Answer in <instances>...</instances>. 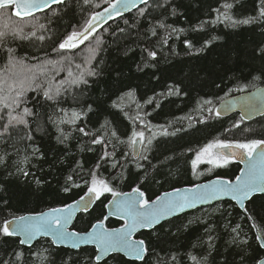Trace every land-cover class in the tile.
Segmentation results:
<instances>
[{
	"label": "snow or ice",
	"instance_id": "1",
	"mask_svg": "<svg viewBox=\"0 0 264 264\" xmlns=\"http://www.w3.org/2000/svg\"><path fill=\"white\" fill-rule=\"evenodd\" d=\"M54 5L67 8L68 0H0V16L6 17L11 13L19 18V22L0 27V169L3 170L0 175L5 177L0 182V191L7 190L8 178L16 181L32 178L37 186L43 183L31 168L33 161L45 160V138L51 140L54 137L66 149L71 141L76 140L83 145L81 151L86 147L87 151L93 152L95 148L92 146H99L100 152L90 168H85V162L73 158L75 167L67 176L62 191L69 193L82 186L86 191L72 203L49 207L46 211L17 214L18 210L12 207L10 199L0 196V239L11 249L6 252L7 259L0 258V264H69V261L71 264H109L110 260L118 257L126 264L128 261L131 264H149V261L152 264H210L209 257L215 260L214 252L220 255L214 233L221 224L225 231L234 234L229 246L238 257V264H264V228L254 236L257 247L253 248L241 225L232 226L230 219L231 209L238 207L247 220H253L257 200L264 202V135L245 139L225 136L208 141L195 150L191 159L193 175L203 174L197 173L202 163L221 168L236 160L244 164L239 174L231 177L218 175L207 183L184 189L173 188L152 198L142 187L143 180L128 192L118 191L113 180L128 179L125 176L128 165L146 174L145 162L148 167H155L149 157L153 142L158 137L177 136L185 131L182 126L169 131L172 124L153 125L148 119L151 113L144 110V105L160 108L161 105L155 103L157 97L187 95L181 84H167L166 91L155 93L143 105L133 99L135 93L131 89L117 95L116 99H112L115 93L109 95L111 108L117 109L128 121V127L123 131L108 119L101 122L98 118L91 124L89 116L92 113L99 117L107 111L103 107L104 101L100 97L92 100L90 93L104 76L102 61L98 57L109 43L117 49L123 48L125 55L129 52L135 54L139 49L140 61L136 68L143 72L145 68L158 67V54L165 46L173 52L169 44L173 39L179 40L190 56H199L220 47L217 42L230 35L229 32L214 34L221 25L233 31L243 26L261 27L262 38L253 40L251 48L246 50L248 63L245 67L250 70L247 75L237 77L247 82L236 87L239 92H247L250 86L257 90L242 100L224 103L221 108H217L211 98L203 99L200 108L207 112V116L197 123L221 119L225 113L239 106V119L231 124V128L224 129V133H230L233 129H240L241 124L254 114L264 115V88L258 87V83H264V0H252L251 12L247 15L238 14L239 7H243L241 0H215V6H209L207 18L189 29L176 28L166 22L169 11L172 15L177 14L173 0H83L82 10L88 7L102 10L88 12L86 17H82V23L56 39H53L51 26L53 18L60 15V9ZM37 13L44 14L45 22H41ZM27 18H31L30 23ZM117 18L122 19L123 27H102L101 21L107 24ZM25 28L29 31L26 32ZM98 28L102 30L98 31ZM46 41L52 42L48 49H44ZM25 42L38 47V50L44 49L43 58L27 53L20 55L19 49ZM230 94L231 89L225 95ZM85 97L89 100L86 101ZM126 100H131L135 109L131 103L125 104ZM152 159L158 157L153 154ZM167 159L170 157L160 161L161 165ZM105 165L120 171H113L106 177L101 171H107ZM74 176L82 183H77ZM155 182L160 183L159 180ZM105 194L112 197L105 205H110L111 211L83 231L74 228L70 231L69 225L76 213L88 214ZM205 204L211 207L202 209V215L187 218L188 210ZM260 210H264V203ZM255 215H259V211ZM113 217L117 218L119 227L107 224ZM193 225L202 228V234L194 240L189 238L199 229ZM142 231L148 232L150 237L154 235L155 239L146 241L141 238L138 233ZM184 233L188 234L184 237L189 240L187 244L171 248L165 246V237L179 240ZM41 237L51 238L48 247L34 245V241ZM82 245L93 246L92 253L67 259V253L61 254L62 246L79 251ZM226 264H237V261H226Z\"/></svg>",
	"mask_w": 264,
	"mask_h": 264
},
{
	"label": "trees",
	"instance_id": "2",
	"mask_svg": "<svg viewBox=\"0 0 264 264\" xmlns=\"http://www.w3.org/2000/svg\"><path fill=\"white\" fill-rule=\"evenodd\" d=\"M94 2H98V0H94ZM173 2L177 7V14L172 15L169 11L166 14V22L176 28L184 29H189L192 25L198 23L199 20L207 18L209 6H215V0H173ZM241 5L243 7L238 6L239 15H247L251 12L252 0H241ZM55 7L60 9V15L53 18L54 23L51 26L54 32L53 39L70 32L73 26L82 23V17H86L88 12L100 10L92 9L91 7L82 10L83 0H68L67 8L58 5ZM37 16L41 18V22H45L43 13ZM27 21L30 23L31 18H27ZM16 22H19V19L13 17L11 13H8L6 17L0 16V27ZM109 25H111V28H116L117 25L124 26L120 18L115 19L105 27ZM25 31H29V28H25ZM261 31L262 29L258 25L243 26L235 31L224 29L221 25L214 34L229 32L230 35L226 36L224 40L217 42V44L221 45L220 47H215L211 52H204L199 56L196 54L187 55L181 42L173 39L169 41V44L173 47V52H169L168 47L165 46L163 51L158 54V67L155 69L145 68L143 72L138 71L136 68L137 63L140 61L139 49H137L135 54L129 52L125 55L123 48L117 49L115 45L109 43V46L100 53L98 60L102 61L101 68L104 71V76L101 83L94 86L90 97L92 100L100 97L104 101L103 107L107 111H103L99 117L90 113L91 124H94L99 118L101 122L104 119L113 121V125L121 131L128 127V121L124 116L117 109L111 108V101L108 96L113 93L115 95H112V99H116L117 95L130 89L134 90L135 96L133 99L143 105L144 101L149 97H153L155 93L166 91V85L169 83H180L182 89L187 92V95H172L166 98L157 97L155 103L161 105L157 109H154V105H144V110L151 113L148 119L153 125L168 126L172 124L173 127H169V131L174 130V127L181 126L185 131L178 133L177 136L158 137L151 146L152 152L149 153V157L155 167H148L145 162V168L147 169L145 174L143 171H138L133 165H128L125 171V176L128 179L113 180V185L118 191L128 192L131 187L140 184V181L143 180L144 184L142 187L150 197L155 198V195L170 191L173 188L192 186L199 181L217 177L218 175L231 177L238 174L239 166L232 162L227 167L211 168V173L206 174V172H203L200 178H196L191 170V159L194 158L195 150H198L202 145L214 138L223 139L225 136L229 139L260 138L264 135V116L250 122H244L241 124L240 129H233L230 133H224V129L231 128V124L239 119L238 115L221 119L213 118L205 124H199L197 121L207 116V112L202 111L200 108L203 99L211 98L216 106L227 97L243 93L237 91L236 87L238 84H244L247 81L237 79V77L241 76V74L247 75L250 70L245 67V64L248 63L246 50L251 48L253 40L258 41L262 38ZM189 35H192V33H189ZM38 44L39 42H37ZM51 44V41H46L44 49H48ZM132 47H135V45H132ZM44 49L38 50V47H33L25 42L19 49V54L24 55L27 53L29 56L43 58ZM237 55L240 57L239 63H237ZM52 57L55 58L54 53ZM229 69L233 70L229 71ZM153 73H155V76ZM156 77H159V79ZM217 84L220 87H216ZM261 85H264V83H258V87ZM229 89H231V94L225 95ZM252 89L254 87L250 86L248 91ZM85 100L88 101L89 98L85 97ZM129 103L135 109V104L131 100L125 101V104ZM112 113H116V115L113 116ZM188 117H191V119H188ZM247 129L252 131L249 132ZM84 140L86 141L87 138L85 137ZM82 146L81 143L73 140L66 149L64 145L58 144L54 137L51 140L45 138L43 141V150L47 153L45 160L43 162L33 161V167L31 168V171L43 183L37 186L32 178H29L28 181L23 178L19 181H16L15 178H8L7 190L0 191V196L10 199L12 207L18 210L17 214L45 211L49 207H60L65 203H72L74 200L79 199L86 191L83 186L81 188H73L69 193L62 191L67 176L72 174V168L75 167L73 158L85 162V168H90L97 161L98 153L100 152L99 146H92L95 148L93 152L87 151L86 147L84 151H81L80 148ZM189 149H192V151H189ZM153 154L158 159H152ZM165 157H170V159H167L161 165L160 161L164 160ZM105 168H107V171L103 169L101 171L106 177L113 171H120L119 168L113 170L107 165H105ZM206 169L207 166H200L199 168L200 171ZM2 172L3 170L0 169V173ZM4 179L5 177L0 175V182L4 181ZM74 179L77 183H82L75 176ZM156 180H159L160 183H156ZM110 197V194H105L104 197L95 202L88 214L78 215L73 228L77 231H83L88 228L90 223H95L98 218L104 216L105 205ZM227 203L225 202L226 205ZM262 203L264 202L257 200L254 209L250 205L255 217L253 220H247L244 214L236 207L231 209L233 213L230 217L233 221L232 226L237 223L241 225L243 233L247 234L253 248L257 247L254 240V229L258 231L264 228V210H260ZM256 211H259V215H255ZM202 214L201 210H197L186 214V216L188 219H192ZM107 224L111 227L120 226V223L114 219H109ZM252 225H256V227L254 228ZM192 227L199 229L189 238L194 240L196 236L202 234V228L199 225H193ZM139 235L146 241L149 238L155 239V236L150 237L148 232H142ZM214 235L216 236L215 244L219 249L220 255L217 256L214 252L215 260H213V257H209L210 264H226V261L231 262L233 260L237 261L238 264V257H235V253L231 252L229 246L231 236L234 234H231L230 231H225L221 224V227L218 228ZM187 236L188 234L184 233L179 240L165 237V246L171 248L180 244H187L189 240L184 238ZM34 245L37 247H48L50 243L48 240H40ZM10 250L9 246L0 239V258L7 259L6 252ZM60 251L62 255L67 253V256H65V259H67L69 256L73 258L86 257L92 253L93 248L86 247L79 251L61 248ZM156 251H159V249H156ZM152 260L154 261V257ZM69 264H71V261H69ZM109 264H126V262L118 257L115 260H110ZM127 264H131V261H128ZM136 264H141V262H136ZM149 264H152V261H149Z\"/></svg>",
	"mask_w": 264,
	"mask_h": 264
},
{
	"label": "water",
	"instance_id": "3",
	"mask_svg": "<svg viewBox=\"0 0 264 264\" xmlns=\"http://www.w3.org/2000/svg\"><path fill=\"white\" fill-rule=\"evenodd\" d=\"M54 6H57V5H54ZM101 10H102V9H101ZM101 10H99V11H101ZM37 14H39V13H37ZM126 15H127V14H126ZM13 16H14V15H13ZM14 17H15V16H14ZM16 18H18V17H16ZM18 19H19V18H18ZM112 21H114V20H110V21H108L107 24H109V23L112 22ZM107 24H105L103 21H101V25H102V27H105ZM100 30H102V29H99V28H98V31H100ZM259 87H260V88H264V85H261V86H259ZM256 90H257V89L254 88L253 90H250V91H247V92H243V93H239V94L234 95V96L227 97V98L223 99L222 101H220L216 107H217V108H221L222 105H223L224 103H228V102H231V101H233V100H242L244 97L248 96L249 94L256 92ZM234 114H238V115L240 116V114H241V109H240L239 106H237L234 110L225 113V114L222 116V118H227V117L232 116V115H234ZM263 116H264V115H261V114L257 113V114H254L253 116H251L250 118H247L244 122H250V121H253V120H255V119H257V118H260V117H263ZM234 163H236L240 168H243V167H244V164L240 163L238 160L234 161ZM238 174H239V172H238ZM214 179H215V178L210 179V180H214ZM210 180H207V181H205V182H201V183H198V184L207 183V182L210 181ZM180 188H181V189H184V188H188V187H180ZM170 191H171V190H170ZM111 199H112V197L110 198V200H111ZM225 202H227V201H225ZM215 203H216V202H213V205H215ZM107 204H108V203H107ZM92 207H93V206H92ZM208 207H211V206H210V205H207V204H205V205H201V206H199L198 209H190V210H188L186 214H188V213H192V212L197 211V210H200V209H206V208H208ZM236 208H237L240 212H242L238 207H236ZM45 211H46V210H45ZM110 211H111V206H110V205H109L108 207H105V215H107ZM242 213H243V212H242ZM80 214H81V213H76V216L73 218L71 224L69 225V230H70V231L72 230L71 228H72V226H73V224H74V222H75L77 216L80 215ZM113 219H117V218H114V217H113ZM254 231H255V235H258V234H259V232H258L256 229H254ZM142 232H146V231H142ZM138 234H140V233H138ZM42 239H48V240L50 241L51 238H50V237H41V238H38L37 241H34V243H36V242H38V241H40V240H42ZM86 247L93 248V246H90V245H82V246H81V249H82V248H86ZM61 248H63V249H67V250H70V251H77V250L72 249V248H70V247H63V246H62Z\"/></svg>",
	"mask_w": 264,
	"mask_h": 264
},
{
	"label": "rangeland",
	"instance_id": "4",
	"mask_svg": "<svg viewBox=\"0 0 264 264\" xmlns=\"http://www.w3.org/2000/svg\"><path fill=\"white\" fill-rule=\"evenodd\" d=\"M12 15V14H11ZM200 166H207V169L204 170V171H200L199 168ZM214 166L213 165H210V164H207V163H202L199 165L198 169H197V173H200V172H206V174H209L211 173V171H209V169L213 168ZM202 175H195L196 178H200ZM210 208V207H209ZM208 209V208H207Z\"/></svg>",
	"mask_w": 264,
	"mask_h": 264
}]
</instances>
